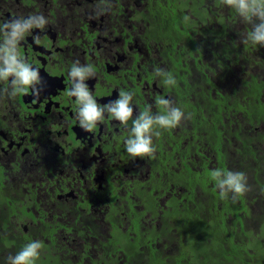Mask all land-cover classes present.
<instances>
[{
  "label": "flooded vegetation",
  "instance_id": "flooded-vegetation-1",
  "mask_svg": "<svg viewBox=\"0 0 264 264\" xmlns=\"http://www.w3.org/2000/svg\"><path fill=\"white\" fill-rule=\"evenodd\" d=\"M40 19L12 37L13 22ZM251 27L222 0H0V68L14 57L37 72L30 87L0 76V251L38 240L35 264H250L246 240L258 257L264 166L242 149L251 137L264 150ZM77 85L101 113L91 131ZM125 97L122 122L112 109ZM161 98L186 118L153 125V156L129 155L133 122L165 114ZM216 169L245 173L249 191L221 197Z\"/></svg>",
  "mask_w": 264,
  "mask_h": 264
},
{
  "label": "clouds",
  "instance_id": "clouds-1",
  "mask_svg": "<svg viewBox=\"0 0 264 264\" xmlns=\"http://www.w3.org/2000/svg\"><path fill=\"white\" fill-rule=\"evenodd\" d=\"M226 6L233 8L245 23L251 24V30L247 32V36L242 38V43L251 42L253 45H264V0H222ZM43 20L13 22L10 27L12 28V37L24 32L33 23L37 26L43 24ZM7 67L0 68V76L14 74L16 80L14 83H19L25 87H30L33 81L37 79V72L30 70L24 65L16 66L14 57H10L6 61ZM157 72H163L162 69H157ZM73 76L83 77L81 69L74 68L72 71ZM166 85H175L174 77L167 73V79L164 81ZM78 98L86 101L80 109V117L83 121L88 123L85 127L91 131L95 122L100 119L101 113L97 105L88 99V93L82 85H77L76 93ZM158 103L165 108V114L159 115L155 120L151 117H146L144 114L134 121V127L131 130V136L125 140V148L127 153L133 157L135 156H153L155 148L152 145V128L154 124L159 125L161 128H174L178 126L182 119L186 118L185 113L176 106H172V102L167 99H159ZM115 117L122 122H126L132 115V109L128 106V98L117 102L116 106L112 109ZM190 118V115L189 117ZM159 136V132L154 133ZM134 137V138H133ZM212 178L216 182V187L220 192L221 197L232 194V199L235 201L237 197L249 191L247 184V176L245 173L231 170L216 169L212 172ZM42 243L38 240L31 241L24 245V247L15 254L9 256V264H35V261L40 256Z\"/></svg>",
  "mask_w": 264,
  "mask_h": 264
},
{
  "label": "trees",
  "instance_id": "trees-1",
  "mask_svg": "<svg viewBox=\"0 0 264 264\" xmlns=\"http://www.w3.org/2000/svg\"><path fill=\"white\" fill-rule=\"evenodd\" d=\"M263 82H264V80H263ZM257 82L256 81H254V84H256ZM257 85L258 84H256V86H253L255 89H257V90H260L261 92H262V88H264V83H262V84H259V88H257ZM229 96V95H228ZM230 97V96H229ZM231 99V98H230ZM217 102V104H220L218 101H216ZM213 103H215V102H213ZM234 104H232V106H233ZM233 107H235V105L233 106ZM212 115H214V117H213V119H214V122H215V124H216V119H219L220 118V116L218 115V114H216V112L214 111L213 112V114ZM262 135V134H261ZM251 137H247V139L246 140H244V144L242 145V149L244 150V152H245V154H249L250 153V155H252L254 158H257L256 159V161H259V162H261V163H264V150L262 149V148H260V146H256V145H254V144H252L251 143ZM262 142V137H260V138H256V141H258V142H260V141ZM258 166H259V163H258ZM258 166L256 167V175H255V181L258 183L257 184V186L256 187H258V189H261V191H258V189H254V192L256 193V192H260V193H264V182H263V179H261V173H262V169L260 168H258ZM260 167V166H259ZM263 170H264V167H263ZM263 198H264V196H262ZM243 255V253L241 254V253H234V255L235 256H237V255ZM250 254L248 253V252H244V258H245V261H246V263H249V262H247V256H249ZM233 260L234 261H237V259L236 258H233ZM5 262H7V260H5L4 259V257L1 255L0 256V263H5ZM262 261H260L259 263H257V264H262L261 263ZM251 264V263H250ZM264 264V263H263Z\"/></svg>",
  "mask_w": 264,
  "mask_h": 264
},
{
  "label": "rangeland",
  "instance_id": "rangeland-1",
  "mask_svg": "<svg viewBox=\"0 0 264 264\" xmlns=\"http://www.w3.org/2000/svg\"><path fill=\"white\" fill-rule=\"evenodd\" d=\"M238 14V13H237ZM242 93H243V97H246V96H252V93H251V91H249V89L247 88V87H245L243 90H242ZM262 131H264V128L262 127V125H260V128H259V130L257 131V133H259L258 135H256V138H259L260 137V135H261V132ZM261 164H263V166H264V163H261ZM263 182H264V179H263ZM257 189H258V187H257ZM258 191H261V189H258ZM256 218L257 219H259V218H261V216H260V213H257L256 214ZM259 225H260V228H259ZM258 228L260 229H258V230H255L254 229V231H258V234L260 235V238H261V240H264V221H262V222H260L259 224H258ZM1 235H2V233H0V237H1ZM247 236L248 237H250L251 238V236H252V233L251 232H247ZM245 238H246V235H245ZM1 243V242H0ZM245 244L246 245H248V248H249V256H247L248 258H249V263H251V264H257V263H259L260 261H262L263 263H264V251H261V252H258V257H257V253H256V247L257 248H259L260 247V241H257V242H253L252 244L255 246V247H253L252 245H250L249 244V242L248 241H246L245 240ZM252 250H254V252H252ZM10 250L9 249H5L4 250V253H3V251H0V256L2 255H4V254H6V257H9L8 256V254L6 253V252H9ZM253 255V256H252ZM261 262V263H262ZM262 263V264H263Z\"/></svg>",
  "mask_w": 264,
  "mask_h": 264
}]
</instances>
